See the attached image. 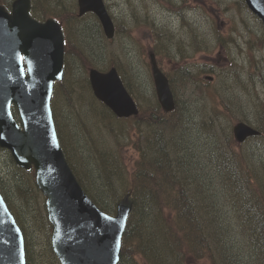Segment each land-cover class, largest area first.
<instances>
[{
  "label": "trees",
  "instance_id": "16d2710c",
  "mask_svg": "<svg viewBox=\"0 0 264 264\" xmlns=\"http://www.w3.org/2000/svg\"><path fill=\"white\" fill-rule=\"evenodd\" d=\"M133 21L137 27L149 25L148 20H139L136 16ZM123 24L125 28L126 23ZM126 33L130 34L129 29ZM157 34L155 41L158 42L153 51L156 55H168L165 42L170 36L166 37L161 32ZM194 44L196 52L201 46ZM178 52H182L180 47ZM73 57L79 59L84 67L88 65L87 53L78 49ZM119 71L126 88L138 102L139 114L130 119H118L92 98L107 113V116L95 115L102 121L107 120L108 136L117 144L119 136H123L124 146L131 145L135 149L136 159L131 166L124 163L119 144L114 149L103 151L95 148L90 151L87 158L96 167V173L87 172L85 168L77 169L70 156L73 147L63 137L61 122L52 105L62 150L91 200L104 212L114 214L119 192L130 193L133 198L118 264H264V153L255 155L247 147L250 140L237 144L230 131L231 125L221 121L243 120L255 126L248 118L251 109L260 114L253 78L249 79L250 86L240 79L237 72H233L232 84L227 81V73L220 72L221 86L213 89L210 107L207 110L203 105L198 120L197 111L193 112L189 101L187 104L176 101L173 112H163L155 95L148 96L126 75V70ZM177 75V80L168 75L171 88L174 85L173 88L186 90L188 85L197 82V77L187 68H179ZM64 80L57 83L54 90L59 89L67 100H71L72 91L69 86H64ZM235 86L250 92L253 95L251 101L244 104L232 94L230 88L235 89ZM220 93L224 96L222 99ZM139 101H142L141 105ZM13 114L18 120L15 110ZM235 114L243 118H235ZM108 116L120 126L114 127ZM123 124H129L131 130L136 129L137 136L131 137L125 128H121ZM256 126L261 136L252 140H263L261 144L264 147L263 117ZM140 135L142 138L138 139ZM202 138L207 139V144L200 148L198 142ZM2 152L21 178L11 191L5 183L7 181L0 180V189L23 232L26 264H35L36 260L20 216H23V210L31 207H34L42 231V263L59 264L51 248V226L44 205L38 202L41 196L35 187L33 172L18 168L10 154L0 149ZM11 192L20 203L11 199ZM29 198L33 204L29 203Z\"/></svg>",
  "mask_w": 264,
  "mask_h": 264
},
{
  "label": "rangeland",
  "instance_id": "374dc122",
  "mask_svg": "<svg viewBox=\"0 0 264 264\" xmlns=\"http://www.w3.org/2000/svg\"><path fill=\"white\" fill-rule=\"evenodd\" d=\"M34 1L36 7L45 17L56 15L62 11L58 8L60 6L72 9L75 6V0H53L54 3L51 0ZM103 1L118 27L119 33L109 42L102 36L99 38L94 25H92L95 21L91 15L85 16L73 24L65 47L68 57L64 76L66 79L64 86H69L72 91L71 100H67V96L63 92L60 93L59 89L54 92L52 97V105H54L62 125L61 133L73 147L70 156L77 169L85 168L87 172L96 173V167L91 165L87 158L90 151L95 148L105 151V149H114L121 144L118 149L124 163L126 165L130 163L129 166H131V162L136 159L137 153L133 146L129 145L130 143L129 146H124L123 136H119V144L112 140L107 133V120L102 121L95 115L96 113L107 116V113L97 103L98 101L93 100L92 91L90 92L87 88L88 70L95 67L99 71H105L118 63L123 70H126V75L134 80L137 87L140 86L142 91L153 97L155 95L154 86L148 69V55L153 52L155 43L158 42L155 41L157 35L153 26L166 31L170 36V39H166L165 42L168 55L156 56L161 69L172 74L174 80L178 79L177 70L181 67L187 68L192 75L197 77V82L188 85L186 90L174 87L176 89L175 94L173 93L175 101L182 104H187V101L191 102L193 112L197 111L196 116L200 120V112L203 111V107L205 106L207 110L210 107L213 89L221 86L219 83L222 78L219 73H227V81L234 84L232 73L237 72L240 79L250 86V77L254 80L253 91L257 95L260 114L255 109L249 110L250 122L256 126L258 120H261L262 117L264 119L263 25L246 7L244 0ZM179 12L181 13L180 17L178 16ZM134 16L139 20H148L149 25L147 27L135 26ZM124 22H129L130 34L126 33V27H122ZM194 43L201 46L196 52L193 49L196 46ZM178 47L182 50L180 54ZM78 49L88 55V65L85 67L79 59L73 57L74 52H77ZM206 76L212 77V80H206ZM173 86L172 91H174ZM230 90L244 104L250 102L253 97L250 92L239 86H235V89L230 88ZM140 93L142 94V92ZM223 97V94L220 93V98ZM141 102L139 101L140 105ZM234 117L243 118L240 114H235ZM107 118L114 127L120 126V123L111 117ZM221 121L224 124L228 122L231 128L236 122L229 119ZM129 127V124H123L121 128H125L131 137L137 136L136 129L131 130ZM144 135L145 133H143V137ZM90 136L94 143L91 142ZM141 138L140 135L138 139ZM121 141L122 143H120ZM262 142L263 140L259 142L250 140L247 147L255 155H263ZM198 144H200V148H203L207 144V139L202 138ZM6 158L5 153H0V180L1 182L6 180L8 190L11 191L16 182H21V178L17 176L15 169H12ZM118 194L120 200L124 194L122 191ZM93 195L97 197L95 192ZM14 196L11 192V199L20 203ZM38 202L44 204L42 197L40 200L38 199ZM29 203H32L30 198ZM23 211L24 214L20 217L26 226V236L36 260L35 264H43L44 260L40 254L42 231L38 218L35 216L34 207ZM140 264L145 263L140 262Z\"/></svg>",
  "mask_w": 264,
  "mask_h": 264
},
{
  "label": "water",
  "instance_id": "95a60500",
  "mask_svg": "<svg viewBox=\"0 0 264 264\" xmlns=\"http://www.w3.org/2000/svg\"><path fill=\"white\" fill-rule=\"evenodd\" d=\"M262 21L264 0H245ZM79 15L94 13L105 36H114V25L102 0H78ZM28 2L17 0L13 14L0 10V147L15 163L29 171L34 167L35 183L45 197L52 226L51 246L60 264H118L121 239L132 210L127 194L114 216L102 212L84 193L61 150L50 101L53 84L63 77L64 41L53 20L34 23L28 16ZM27 75L23 66V58ZM152 78L158 102L165 112L175 108L166 76L150 55ZM94 96L118 118L138 114V108L115 68L106 73L89 71ZM18 110L22 127L14 120L11 105ZM242 143L260 132L245 123L233 127ZM0 264H26L23 235L0 195Z\"/></svg>",
  "mask_w": 264,
  "mask_h": 264
},
{
  "label": "flooded vegetation",
  "instance_id": "af4514ba",
  "mask_svg": "<svg viewBox=\"0 0 264 264\" xmlns=\"http://www.w3.org/2000/svg\"><path fill=\"white\" fill-rule=\"evenodd\" d=\"M15 0H0V8H3L5 10V12L10 15L12 13V5L14 3ZM52 3H54L55 1L51 0ZM74 5V3H73ZM59 9H61L62 11L56 13V15H51V16H43V14H41V10L39 8L36 7V3L34 0H30V7H29V16L31 21H34L36 23H44L46 20L48 19H53L55 21H57V23L60 25L61 29H62V33H63V37H64V42H65V47L67 45V41H68V36H69V31L73 29V24H75V19L78 21L80 19H82V17H78L77 16V2L75 0V6L72 8H66L64 6H60L58 7ZM74 10V11H73ZM96 27V32L98 33V37L101 38L104 37L102 28L100 27L99 24H97ZM71 32V31H70ZM118 32L117 31V26H115V33ZM23 58V66H24V70L25 73L27 75V67H26V63H25V57L24 55H22ZM64 58L67 59V52L65 49L64 52Z\"/></svg>",
  "mask_w": 264,
  "mask_h": 264
},
{
  "label": "bare ground",
  "instance_id": "6f19581e",
  "mask_svg": "<svg viewBox=\"0 0 264 264\" xmlns=\"http://www.w3.org/2000/svg\"><path fill=\"white\" fill-rule=\"evenodd\" d=\"M47 1V0H46ZM49 3V2H48Z\"/></svg>",
  "mask_w": 264,
  "mask_h": 264
}]
</instances>
